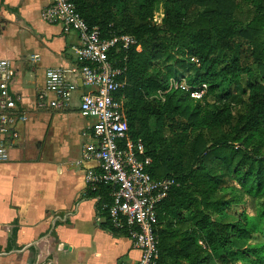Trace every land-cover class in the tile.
<instances>
[{"label":"trees","instance_id":"obj_1","mask_svg":"<svg viewBox=\"0 0 264 264\" xmlns=\"http://www.w3.org/2000/svg\"><path fill=\"white\" fill-rule=\"evenodd\" d=\"M71 1L103 37L136 40L116 64L128 138L144 144L152 178L175 182L156 208V264H264V0H244V24L238 0ZM178 77L205 93L166 91ZM110 193L100 184L87 195L118 232Z\"/></svg>","mask_w":264,"mask_h":264},{"label":"crops","instance_id":"obj_2","mask_svg":"<svg viewBox=\"0 0 264 264\" xmlns=\"http://www.w3.org/2000/svg\"><path fill=\"white\" fill-rule=\"evenodd\" d=\"M50 4L0 0V60L11 65L9 90L18 97L0 162V264L128 263L139 256L132 239L110 230L98 196L87 195L86 174L98 163L82 156L94 120L80 115L79 102L91 87L76 71L78 34L41 17ZM50 68L75 84L63 109L48 105L50 92L38 106Z\"/></svg>","mask_w":264,"mask_h":264},{"label":"built area","instance_id":"obj_3","mask_svg":"<svg viewBox=\"0 0 264 264\" xmlns=\"http://www.w3.org/2000/svg\"><path fill=\"white\" fill-rule=\"evenodd\" d=\"M41 17L48 23L60 24L63 33L76 32L79 36L76 57L80 65L76 71L81 84L91 87L81 97L79 113L94 120L93 141L85 145L82 156L98 163V171H89L86 181L92 189L100 184L109 186L111 202L106 206L109 224L127 234L139 251L136 260L116 264H156L159 256L156 208L175 182L171 178H152L148 172L151 158L144 144L140 139L128 138V123L122 112V100L118 98L125 85L121 80L124 68L116 64L121 61L117 55L129 51L136 40L128 34L103 37L98 27L88 26L71 0H51ZM11 78L9 61L0 60V162L8 158L6 137L18 119L13 113L18 97L9 90ZM205 88V85L190 87L178 77L169 80L166 91L185 89L191 97L199 99ZM74 89L75 84L66 80L61 68H50L45 74L44 91L38 96V106L45 104L43 96L50 92L56 98L48 105L63 109ZM158 94L162 96L164 91Z\"/></svg>","mask_w":264,"mask_h":264},{"label":"rangeland","instance_id":"obj_4","mask_svg":"<svg viewBox=\"0 0 264 264\" xmlns=\"http://www.w3.org/2000/svg\"><path fill=\"white\" fill-rule=\"evenodd\" d=\"M238 3H239V8H238L236 17L242 24H244L249 19L251 8H253V6H251L249 3L245 2L244 0H238ZM163 18H164V6L160 4L156 8V10L153 12V21L155 24L160 26ZM180 78H183V77H180ZM194 99H197V98H194ZM238 210H239V206H230V208L228 209V212L231 214L232 213L234 214Z\"/></svg>","mask_w":264,"mask_h":264}]
</instances>
